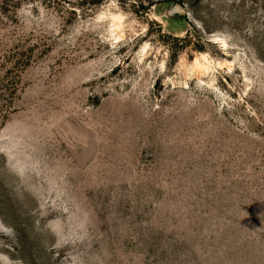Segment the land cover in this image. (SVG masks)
<instances>
[{"label":"rangeland","instance_id":"obj_1","mask_svg":"<svg viewBox=\"0 0 264 264\" xmlns=\"http://www.w3.org/2000/svg\"><path fill=\"white\" fill-rule=\"evenodd\" d=\"M0 264H264V0H0Z\"/></svg>","mask_w":264,"mask_h":264},{"label":"water","instance_id":"obj_2","mask_svg":"<svg viewBox=\"0 0 264 264\" xmlns=\"http://www.w3.org/2000/svg\"><path fill=\"white\" fill-rule=\"evenodd\" d=\"M171 16L173 17H178L180 19H183L187 16V11L186 8L183 5L180 4H174L171 7V10L169 11V13Z\"/></svg>","mask_w":264,"mask_h":264}]
</instances>
